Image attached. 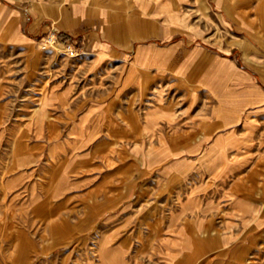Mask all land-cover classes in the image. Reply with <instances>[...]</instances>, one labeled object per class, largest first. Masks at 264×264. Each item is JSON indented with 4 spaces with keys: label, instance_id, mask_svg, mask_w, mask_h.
<instances>
[{
    "label": "rangeland",
    "instance_id": "374dc122",
    "mask_svg": "<svg viewBox=\"0 0 264 264\" xmlns=\"http://www.w3.org/2000/svg\"><path fill=\"white\" fill-rule=\"evenodd\" d=\"M176 244L264 264V0H0V264Z\"/></svg>",
    "mask_w": 264,
    "mask_h": 264
},
{
    "label": "crops",
    "instance_id": "0c3cea01",
    "mask_svg": "<svg viewBox=\"0 0 264 264\" xmlns=\"http://www.w3.org/2000/svg\"><path fill=\"white\" fill-rule=\"evenodd\" d=\"M60 9L62 11V13H61V17H62L64 15V13H63L64 12L63 6H60ZM45 14L46 13H45L44 10L43 11H40L38 13V19L42 18ZM61 17H56L55 20L57 22H59L61 25H63L62 18ZM59 45H61V44H59ZM237 79H240V78L237 77ZM256 188H258V185H256ZM184 229L186 231V235H187L186 237L188 238L187 241H189V238L190 237H192V239L194 240V238L196 236V229L194 228V226L191 225V224L186 223L184 225ZM177 246L178 245L176 244L175 245V249L173 248V250H175V251H174L173 254H170L169 255L170 257L168 256V254L166 255L168 259L171 258L169 264H201L200 261H199V263L196 261V259L200 260V257L203 256L202 254H204L203 253L204 251L201 248H199V247L196 246V247H194V249L191 250V254L190 255L184 256V255H180V253H181V251H183V249L181 247H178L177 248ZM189 247H187L188 250H189Z\"/></svg>",
    "mask_w": 264,
    "mask_h": 264
},
{
    "label": "built area",
    "instance_id": "2783aa9c",
    "mask_svg": "<svg viewBox=\"0 0 264 264\" xmlns=\"http://www.w3.org/2000/svg\"><path fill=\"white\" fill-rule=\"evenodd\" d=\"M51 40L57 41L58 40V36L53 35L52 38H51Z\"/></svg>",
    "mask_w": 264,
    "mask_h": 264
}]
</instances>
